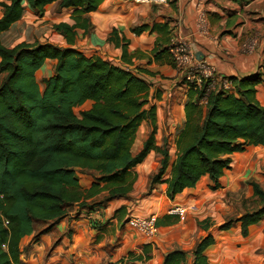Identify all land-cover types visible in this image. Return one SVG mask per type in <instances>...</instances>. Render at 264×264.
Segmentation results:
<instances>
[{
    "label": "trees",
    "instance_id": "obj_1",
    "mask_svg": "<svg viewBox=\"0 0 264 264\" xmlns=\"http://www.w3.org/2000/svg\"><path fill=\"white\" fill-rule=\"evenodd\" d=\"M104 1L0 0V34L21 20L26 5L43 16L47 6L59 3L60 10L73 11L75 24L61 22L53 30L73 46L76 29H88L84 16ZM143 30L137 28L135 33ZM169 45L160 54L171 58ZM48 60L57 62L54 74L39 82L36 73ZM229 79L235 92L213 90L206 103H202L206 89L188 87L187 123L177 138V158L172 162L167 140L157 145V107L149 103L146 81L101 57L87 58L73 47L36 41L9 48L0 37V264H23L22 240L51 233L76 208L79 213L131 200L137 180L133 170L152 151L162 159L149 179L147 195L167 184V196L174 200L204 177L218 188L230 169L229 155L250 146L264 147V107L256 98L261 76ZM86 104L88 109L76 113ZM144 122L150 131L134 152ZM171 168V178L165 179ZM83 176L92 180L88 188L81 184ZM252 186L260 207L240 218L245 236L249 226L264 218V189L257 182ZM233 223L220 229L228 230ZM213 244L211 235L202 239L193 264H208L206 251ZM185 261V252L174 251L163 264Z\"/></svg>",
    "mask_w": 264,
    "mask_h": 264
},
{
    "label": "crops",
    "instance_id": "obj_2",
    "mask_svg": "<svg viewBox=\"0 0 264 264\" xmlns=\"http://www.w3.org/2000/svg\"><path fill=\"white\" fill-rule=\"evenodd\" d=\"M72 15V10H60L59 3L47 6L43 16L26 5L21 20L0 34L1 41L9 48L36 41L73 47L87 58L101 57L146 81L149 103L157 107V145L167 140L172 162L177 158L176 141L185 129L190 100L183 69L172 64L168 54H160L172 38L185 39L195 61L212 65L217 79L260 75L256 98L264 107V0H168L162 4L105 0L97 11L84 16L88 29H76L73 46L53 30L61 22L74 25ZM140 27L143 32L136 34ZM56 63L48 60L36 73L37 80L52 76ZM228 157L232 163L218 188L204 177L196 187L171 200L167 184L147 195L149 179L162 159L152 151L133 170L137 180L131 200H116L79 213L76 208V215L51 233L38 240L34 235L25 237L21 242L23 264H163L174 251L185 252L184 264H193L195 247L209 235L214 244L206 251L208 264H264V218L249 226L246 236L239 221L260 207L252 182L264 189V147L250 146ZM171 176L172 168L165 179ZM81 184L88 188L92 180L81 178ZM122 206L127 209L119 212ZM135 216H156L157 235L147 238L133 230L128 220ZM229 221H234L231 228L221 230Z\"/></svg>",
    "mask_w": 264,
    "mask_h": 264
},
{
    "label": "built area",
    "instance_id": "obj_3",
    "mask_svg": "<svg viewBox=\"0 0 264 264\" xmlns=\"http://www.w3.org/2000/svg\"><path fill=\"white\" fill-rule=\"evenodd\" d=\"M137 4H162L168 0H134ZM204 14L201 21L204 22ZM169 52L174 64L183 69L186 85L193 86L196 90H205L206 96L202 103H206L208 94L216 89H223L227 92H234L235 86L230 79H217L214 67L204 61H195L194 54L189 43L183 38H172L169 45ZM187 69V70H186ZM182 214L183 211L178 209ZM130 227L139 234L151 238L157 235L158 226L156 216L139 217L135 216L128 220ZM113 264H129L127 261H120Z\"/></svg>",
    "mask_w": 264,
    "mask_h": 264
},
{
    "label": "rangeland",
    "instance_id": "obj_4",
    "mask_svg": "<svg viewBox=\"0 0 264 264\" xmlns=\"http://www.w3.org/2000/svg\"><path fill=\"white\" fill-rule=\"evenodd\" d=\"M51 22V21H50ZM187 70V69H186ZM90 107L89 104H86L83 108H78L76 109V113H79L81 111V109H88ZM150 130V127L146 124H144L138 131V134H137V138H136V141H135V145H134V152H137L138 150H140L141 146H142V143L143 141L146 139V136H147V133L149 132ZM91 180V178L89 177H82V180ZM103 197H106V195H103L101 196L99 199L100 200H104ZM102 198V199H101ZM72 215H76L75 212H72L68 215V217H71Z\"/></svg>",
    "mask_w": 264,
    "mask_h": 264
}]
</instances>
